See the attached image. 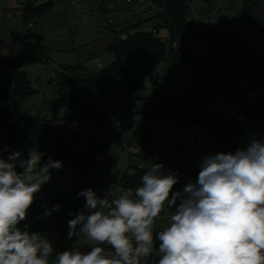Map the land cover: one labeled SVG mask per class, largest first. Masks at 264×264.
Segmentation results:
<instances>
[{"label": "rangeland", "instance_id": "374dc122", "mask_svg": "<svg viewBox=\"0 0 264 264\" xmlns=\"http://www.w3.org/2000/svg\"><path fill=\"white\" fill-rule=\"evenodd\" d=\"M198 6L196 11L205 19L207 8L201 0H194ZM256 2L255 12L261 17L264 25V0ZM50 3L41 14L29 20L22 15L23 5L15 0H0V38L5 47L0 45V55L14 56L21 43H30L40 46L45 51L43 62L28 65L24 70L30 82L33 94L21 107L24 115L42 116L48 120L49 125L56 126L66 136L74 134L76 124L73 121V111L67 107L55 110L47 109V102L57 96L56 73L65 67L77 66L85 68V74L95 77L100 69L107 67L113 56L105 49L116 38L117 26L120 24L131 33L136 31H150L147 23L137 20L134 13L139 6H127L125 0H37L39 4ZM104 7V14H112L104 18L100 9ZM114 10H109V5ZM121 7H119V5ZM242 0H233L227 17L224 21H217L221 25H229L242 12ZM241 30L236 32L244 41L254 46L264 55V32L253 22L243 18L240 22ZM160 33L165 34L162 30ZM121 36V35H120ZM197 60L196 57L185 59L177 58L175 61H152L138 58L132 60L125 58L122 67L135 77L137 90L133 98L125 103L126 110L122 114L117 132L112 127L105 128L95 139L92 125L84 126L78 132V148L86 150L95 139L96 155L93 165L84 169L83 173L76 172L71 162L62 164L61 169H50L49 180L41 186L35 194L34 203L27 212V218L18 227L24 230L27 226L29 233L39 232L47 238H55L54 252L50 257V264H54L57 249L61 245L66 250L82 244H89L84 237L67 239L68 221L75 218L77 212H88L84 207L85 197L78 196L77 190L93 189L96 194L102 189L112 191V198L118 196L123 190L117 185L116 178L130 165L143 167L149 170L151 163L162 164V173L170 168L178 176V181L191 182L194 180L193 172L200 171L202 160L208 154L218 150V141L211 124L201 126L179 125L170 118H160L161 134L152 137L151 146L154 150L155 161L151 159L143 162L140 148L136 145L128 146L127 142L136 127L141 113L152 109V98L161 92L176 100L189 98L195 89V82L189 77L188 63ZM102 64V67H99ZM13 69L0 68V87L11 88L14 82ZM252 83L246 74L236 68L227 60H221L212 71L206 96L207 109L217 113L220 109L227 110L232 107L251 103L256 97L251 89ZM246 99V101H244ZM108 127V126H107ZM198 132H197V131ZM194 140H189V135ZM198 139L202 144H198ZM108 143V151L105 144ZM182 151L179 159L174 153ZM43 153L42 149H35ZM34 151V150H33ZM184 162L187 170L184 174L178 171L177 162ZM105 163V164H104ZM105 195H103L104 197ZM59 204L57 211L51 215H44L48 204ZM175 208L169 207L167 202L160 216L155 221L154 231H161L169 223L168 217L174 214ZM89 214V213H88ZM87 215V214H85ZM79 227V226H78ZM158 245L154 244L153 254L143 264H157L159 259Z\"/></svg>", "mask_w": 264, "mask_h": 264}, {"label": "clouds", "instance_id": "9594fccd", "mask_svg": "<svg viewBox=\"0 0 264 264\" xmlns=\"http://www.w3.org/2000/svg\"><path fill=\"white\" fill-rule=\"evenodd\" d=\"M43 155H0V264H50L54 248L47 236L18 227L50 169L62 167L51 158L41 165ZM162 168L151 163L140 186L114 199L111 190L103 198L91 188L79 192L89 214L68 221L67 239L82 236L91 250H65L54 264H143L154 252V239L157 264H264V141L252 140L234 154L206 156L196 181L182 192H173L178 176ZM178 199L168 225L154 237L166 202L172 207Z\"/></svg>", "mask_w": 264, "mask_h": 264}, {"label": "trees", "instance_id": "16d2710c", "mask_svg": "<svg viewBox=\"0 0 264 264\" xmlns=\"http://www.w3.org/2000/svg\"><path fill=\"white\" fill-rule=\"evenodd\" d=\"M186 1L154 0V3L158 7H164L157 17L173 37L200 41L209 51L205 58L188 63L189 77L195 82L194 92L185 100H176L157 92L152 98V109L141 113L127 145H136L141 152L143 145H151L153 123H158L160 118H170L179 125L212 124L221 145V153L234 154L238 149L247 147L252 140L264 141V55L236 33L205 31L201 24L187 21ZM49 5L50 3L36 6L25 4L21 13L29 21ZM242 5V12L239 13L241 19L253 22L264 32L262 19L255 12L256 2L242 0ZM105 51L113 56V61L100 69L95 77L86 75L85 68L80 65L65 67L57 72V96L47 102V109L50 111L60 107L72 109L78 132L90 124L94 128L95 139L105 128L112 127L117 132L118 122L126 110L125 103L133 98L138 88L135 77L122 67L125 58L163 62L187 58L177 51L168 50L150 31H136L121 40L116 38ZM44 57V49L30 43H21L14 56L0 55V68L15 71L13 86L0 87V155L7 160L10 153L21 152L27 158L29 152L42 149L44 155L41 165L51 158L62 164L71 162L76 172L83 173L95 160V139L88 149H79L78 132L68 138L56 126L49 125L45 117L24 115L21 112L22 104L33 94L24 69L30 64L43 62ZM221 60H227L243 71L252 83L251 89L256 100L239 106L242 119L207 110L209 77ZM104 151H108V143L105 144ZM181 154L182 151L178 149L174 157L179 159ZM140 156L143 157L142 152ZM17 170L22 171L19 168ZM146 171L148 170L143 167L130 165L117 176V185L123 191H134L141 185V177ZM188 183L178 181L173 192H182ZM77 191L80 192V189ZM179 203L180 199L172 207L175 208ZM48 207L51 210L53 205L49 203ZM156 233L158 232L154 231V237ZM154 244L158 245L159 241L154 239Z\"/></svg>", "mask_w": 264, "mask_h": 264}, {"label": "built area", "instance_id": "2783aa9c", "mask_svg": "<svg viewBox=\"0 0 264 264\" xmlns=\"http://www.w3.org/2000/svg\"><path fill=\"white\" fill-rule=\"evenodd\" d=\"M53 1V0H49ZM204 6L207 8V13L204 12V9H202V12L205 14V19H203L200 14L196 11V8L198 4L194 0H187L186 1V19L187 21L194 22L196 24H201L203 27V30H220L225 31L227 33H236L239 30H241V16L238 14V16L234 19H231L229 25H221L218 24L217 21H224L225 19H229L227 17V11L230 10L232 6L233 0H201ZM15 2L20 5L25 4H32L37 3V0H15ZM125 4L129 6H139V10L134 13V17L137 20H140L142 22L147 23V25L150 28V32L156 36L161 44H163L168 50L177 51L178 53L184 55L187 58L190 57H196L197 59H203L208 55V49L206 46L200 42L195 41L190 38H184L181 36L173 37L169 30L163 26V23L159 17H157V14L162 12L164 10V7H158L154 0H125ZM122 4L119 5L121 7ZM100 9L102 14L105 13L103 9V5L100 4ZM105 8V7H104ZM109 10H114V5H109L107 7ZM112 14H104V18L109 17L110 21H112L111 18ZM27 27H30L32 25V22L28 21L26 23ZM164 31L165 34L160 33V31ZM116 36L121 37L122 35H128L131 32L129 30H126L123 28L122 25L117 26L116 30ZM121 35V36H120ZM119 39V38H118ZM0 45L4 48L5 44L0 38ZM99 67H102V64H99ZM246 101V99H244ZM78 132V128L76 127L74 134ZM162 133V127L158 121V123H153L152 126V136L155 134H161ZM74 134H69L67 137L71 138ZM189 140L192 142L194 140V135H189ZM142 152V161L145 162L149 159H151L153 162L155 161L154 157V151L151 145H143L141 148ZM105 164V163H104ZM172 172L170 168H167L164 171V174ZM89 189V188H87ZM93 190V189H92ZM109 191L102 189L101 193L96 194L98 197L103 198V195H106ZM118 196H114L116 198ZM112 198V197H110ZM79 212H77L78 214ZM84 214H88V212H83ZM52 244L55 243V238L51 239L48 238ZM72 250H80L81 252L87 253L91 250L90 244H82L75 248H72ZM152 264L154 263V260L152 261Z\"/></svg>", "mask_w": 264, "mask_h": 264}, {"label": "crops", "instance_id": "0c3cea01", "mask_svg": "<svg viewBox=\"0 0 264 264\" xmlns=\"http://www.w3.org/2000/svg\"><path fill=\"white\" fill-rule=\"evenodd\" d=\"M247 102V101H246ZM251 103H253V102H251ZM238 109H239V106H238ZM238 109H237V112H236V114H235V118L236 119H242L243 117H242V115L239 113V111H238ZM208 110V109H207ZM209 112V111H208ZM219 112H223V113H227V110H226V108L225 109H220V111ZM212 113V112H211ZM228 114V113H227ZM229 116V115H228ZM212 125V124H211ZM197 131V130H196ZM198 132V131H197ZM218 141V140H217ZM198 144H202L201 143V140L200 139H198V142H197ZM154 151V150H153ZM218 153H221V145H220V143H219V141H218V150H216V152L213 154V155H215V154H218ZM208 155H212V154H208ZM186 170H187V167L185 166V172H186ZM184 172V173H185ZM193 174V176H194V180L193 181H191V182H195L196 181V179H197V177H198V174H199V171H197L196 170V172H195V170H194V172L192 173ZM62 248H65V250H66V246L65 245H61L56 251H57V253H59V251H60V249H62Z\"/></svg>", "mask_w": 264, "mask_h": 264}, {"label": "water", "instance_id": "95a60500", "mask_svg": "<svg viewBox=\"0 0 264 264\" xmlns=\"http://www.w3.org/2000/svg\"><path fill=\"white\" fill-rule=\"evenodd\" d=\"M125 35H122L119 40L124 39ZM238 106L232 107L228 112L230 118H233L237 112ZM178 171L180 174H184L185 172V163L184 162H177ZM65 251V248L60 249L59 253Z\"/></svg>", "mask_w": 264, "mask_h": 264}]
</instances>
